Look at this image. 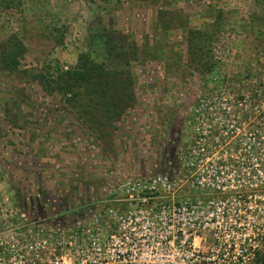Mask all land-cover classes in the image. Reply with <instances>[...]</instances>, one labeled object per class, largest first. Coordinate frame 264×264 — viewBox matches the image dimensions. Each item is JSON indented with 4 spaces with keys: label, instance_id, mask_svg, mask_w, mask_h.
Segmentation results:
<instances>
[{
    "label": "rangeland",
    "instance_id": "obj_1",
    "mask_svg": "<svg viewBox=\"0 0 264 264\" xmlns=\"http://www.w3.org/2000/svg\"><path fill=\"white\" fill-rule=\"evenodd\" d=\"M194 28L212 33L215 75L229 85L216 87L215 75L190 68L187 38ZM103 32L114 47L111 59L91 38ZM13 33L25 48L20 70H67L86 53L129 72L135 102L103 143L59 95L22 72L0 68V264H24L25 251L36 264L59 258L62 264H94L74 255L70 234L109 222L100 216L118 196L119 182L164 173L178 183L177 201L196 198V177L229 189L241 183L235 169L244 155L221 170L216 161L230 156L215 152L191 171L190 163L202 155L185 148L198 129L199 120L190 119L205 94L222 89L233 103L264 90L246 89L264 84V0H0V47ZM256 158L253 163L264 167V152ZM205 193L201 218L208 215L210 224L192 242L204 264H232L245 238H264L256 235L264 232V193L213 200ZM155 248L151 264H177L183 257L176 244Z\"/></svg>",
    "mask_w": 264,
    "mask_h": 264
},
{
    "label": "trees",
    "instance_id": "obj_2",
    "mask_svg": "<svg viewBox=\"0 0 264 264\" xmlns=\"http://www.w3.org/2000/svg\"><path fill=\"white\" fill-rule=\"evenodd\" d=\"M91 38L95 46L101 49L104 59H111L114 56V47L109 44L110 35L103 32L92 34ZM56 42L61 44L62 40L56 39ZM187 42L190 68L212 79L217 71V61L212 51V33L198 28L191 29ZM24 50V44L16 34H10L0 47V68L12 74L22 72L29 80L38 81L48 94L59 95L98 140L108 143L111 131L115 130L114 124L135 102L131 74L123 69L108 67L104 60L97 62L86 53H82L78 63L67 70L57 67L51 70L50 68L20 70L19 58ZM215 80L216 87L223 88L230 84L219 75ZM263 86L261 83L246 84V89L252 93ZM252 106L256 107L257 112L253 113ZM242 109L246 114H241ZM258 113L261 115L259 120ZM195 119L199 120L196 122L198 129L194 130L193 138L185 148L186 153L192 149L201 152L202 157L193 163L194 168L204 165V158L212 156L215 152L230 156L229 160L219 158L216 161L221 170L228 165L236 166L232 160L236 155L241 154L247 158L242 162V168L235 169L238 181L241 182L236 189L215 184L206 190L210 193L206 199L235 196L245 198L254 193H264L263 163L259 161L253 163V160L257 161L256 156L263 155L264 152V90L262 93L258 91L254 96H246V99L237 97L233 103L225 97L222 89L218 90L215 96L208 92L202 97L194 117L190 119L192 124ZM204 124H207V127H204ZM191 143H194V146H191ZM260 233L264 234L256 232L257 237ZM243 244L241 246L244 251L240 250L239 256L235 257L236 262L232 264H264V238L247 237ZM25 253L26 251L23 263L36 264L34 256H26ZM222 264H225V260Z\"/></svg>",
    "mask_w": 264,
    "mask_h": 264
},
{
    "label": "built area",
    "instance_id": "obj_3",
    "mask_svg": "<svg viewBox=\"0 0 264 264\" xmlns=\"http://www.w3.org/2000/svg\"><path fill=\"white\" fill-rule=\"evenodd\" d=\"M190 164L189 170L198 169ZM211 180L196 177L191 184L196 198L179 201L175 200L178 183L164 173L119 182L118 196L100 216L101 221L109 220L105 228L94 224L74 229L69 248L77 257H91L94 264H107L109 259L117 264H151L157 244H176L183 252L177 264H204L192 241L199 229L210 224L208 215L201 218L204 211L199 200L204 201V192L215 185ZM49 264H62V259Z\"/></svg>",
    "mask_w": 264,
    "mask_h": 264
}]
</instances>
